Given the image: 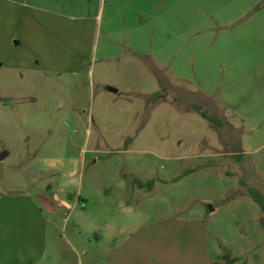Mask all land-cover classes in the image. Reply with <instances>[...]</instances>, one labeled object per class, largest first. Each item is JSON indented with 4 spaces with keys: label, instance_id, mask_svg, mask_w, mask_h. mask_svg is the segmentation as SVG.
Returning a JSON list of instances; mask_svg holds the SVG:
<instances>
[{
    "label": "rangeland",
    "instance_id": "1",
    "mask_svg": "<svg viewBox=\"0 0 264 264\" xmlns=\"http://www.w3.org/2000/svg\"><path fill=\"white\" fill-rule=\"evenodd\" d=\"M74 5L0 51V264H264V0Z\"/></svg>",
    "mask_w": 264,
    "mask_h": 264
},
{
    "label": "crops",
    "instance_id": "2",
    "mask_svg": "<svg viewBox=\"0 0 264 264\" xmlns=\"http://www.w3.org/2000/svg\"><path fill=\"white\" fill-rule=\"evenodd\" d=\"M71 4H68L66 0H0V23H1V31L0 36L4 37V39L0 40V51L2 49H9L11 47V43L13 37L15 35V14L17 12L20 13L18 16L20 19L22 18V22L29 20V14H31L32 10L35 12H40L43 15L52 14L54 16L60 17L62 16V11L64 9H69L71 12L79 11L77 5L73 6V2H78L79 0H70ZM18 6V7H17ZM16 9H18L16 11ZM98 14L96 13L93 17L94 20L99 18V14L101 13L100 9H97ZM24 14V15H23ZM69 18L78 20L81 18L78 14L76 16H68ZM18 18V19H19ZM95 22V21H94ZM53 26H55L53 24ZM57 26V25H56ZM61 24L59 25L60 28ZM68 28V27H67ZM19 43V42H15ZM54 48V47H53ZM3 159L5 157V153L1 154ZM0 159V160H1Z\"/></svg>",
    "mask_w": 264,
    "mask_h": 264
},
{
    "label": "trees",
    "instance_id": "3",
    "mask_svg": "<svg viewBox=\"0 0 264 264\" xmlns=\"http://www.w3.org/2000/svg\"><path fill=\"white\" fill-rule=\"evenodd\" d=\"M200 116L210 122H215V123L217 122V120L214 117L207 114L205 110H202L200 112ZM247 191L249 195L252 197L253 201L258 205V207L261 210H264V199H263L261 192L257 190L256 188H253L250 186L247 187ZM223 258L226 260L227 264H232V262L234 261V259L228 257V255H223Z\"/></svg>",
    "mask_w": 264,
    "mask_h": 264
},
{
    "label": "water",
    "instance_id": "4",
    "mask_svg": "<svg viewBox=\"0 0 264 264\" xmlns=\"http://www.w3.org/2000/svg\"><path fill=\"white\" fill-rule=\"evenodd\" d=\"M2 158V155L0 154V159Z\"/></svg>",
    "mask_w": 264,
    "mask_h": 264
}]
</instances>
